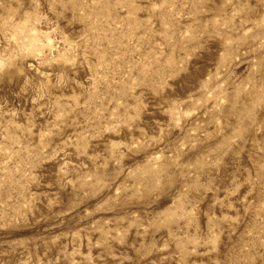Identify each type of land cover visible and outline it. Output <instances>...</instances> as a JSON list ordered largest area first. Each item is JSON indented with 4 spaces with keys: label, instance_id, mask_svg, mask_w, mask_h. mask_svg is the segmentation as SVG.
Instances as JSON below:
<instances>
[{
    "label": "rangeland",
    "instance_id": "obj_1",
    "mask_svg": "<svg viewBox=\"0 0 264 264\" xmlns=\"http://www.w3.org/2000/svg\"><path fill=\"white\" fill-rule=\"evenodd\" d=\"M0 264H264V0H0Z\"/></svg>",
    "mask_w": 264,
    "mask_h": 264
}]
</instances>
